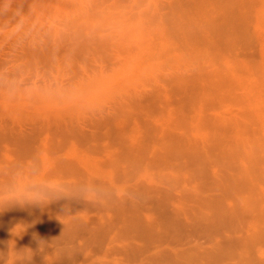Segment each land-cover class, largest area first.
Wrapping results in <instances>:
<instances>
[{"label":"rangeland","instance_id":"1","mask_svg":"<svg viewBox=\"0 0 264 264\" xmlns=\"http://www.w3.org/2000/svg\"><path fill=\"white\" fill-rule=\"evenodd\" d=\"M33 159L99 197L6 209L0 248L264 264V0H0V178Z\"/></svg>","mask_w":264,"mask_h":264},{"label":"clouds","instance_id":"2","mask_svg":"<svg viewBox=\"0 0 264 264\" xmlns=\"http://www.w3.org/2000/svg\"><path fill=\"white\" fill-rule=\"evenodd\" d=\"M7 7V6H5ZM87 98V91L82 86H72L67 90L66 99L69 101H83ZM74 197L86 200L99 197V192L92 182L85 179L68 176L42 175L38 160L17 162L11 165L0 178V213L8 208L29 205L45 206L54 200ZM24 221H18L9 232L13 237L21 236L27 229ZM51 249V252L47 250ZM39 252L43 254L44 264L47 257L55 253L58 258L72 256L74 246L71 242H61L57 245L53 240H38L37 249L23 246L17 248L16 240L9 239L6 248H0V264H33V256Z\"/></svg>","mask_w":264,"mask_h":264},{"label":"bare ground","instance_id":"3","mask_svg":"<svg viewBox=\"0 0 264 264\" xmlns=\"http://www.w3.org/2000/svg\"><path fill=\"white\" fill-rule=\"evenodd\" d=\"M232 14V13H231ZM211 24L210 23H207L206 24V27L209 29V26H210ZM167 29V28H166ZM170 29V28H169ZM214 30V29H213ZM170 31V30H169ZM215 31V30H214ZM221 31H225V30H221ZM218 32V31H217ZM203 33V32H202ZM213 34V33H212ZM214 35V34H213ZM216 36H218V34H215ZM211 36V35H210ZM223 38V37H222Z\"/></svg>","mask_w":264,"mask_h":264}]
</instances>
